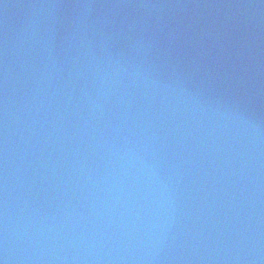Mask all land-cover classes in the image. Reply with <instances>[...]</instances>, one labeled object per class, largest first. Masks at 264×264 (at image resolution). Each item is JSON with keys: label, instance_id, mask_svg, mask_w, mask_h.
<instances>
[{"label": "water", "instance_id": "water-1", "mask_svg": "<svg viewBox=\"0 0 264 264\" xmlns=\"http://www.w3.org/2000/svg\"><path fill=\"white\" fill-rule=\"evenodd\" d=\"M3 264H264V0H0Z\"/></svg>", "mask_w": 264, "mask_h": 264}, {"label": "snow or ice", "instance_id": "snow-or-ice-1", "mask_svg": "<svg viewBox=\"0 0 264 264\" xmlns=\"http://www.w3.org/2000/svg\"><path fill=\"white\" fill-rule=\"evenodd\" d=\"M0 264H3V262H2V261H0Z\"/></svg>", "mask_w": 264, "mask_h": 264}]
</instances>
